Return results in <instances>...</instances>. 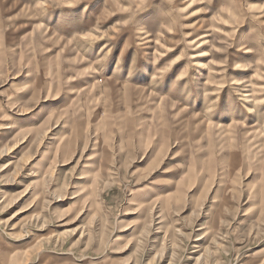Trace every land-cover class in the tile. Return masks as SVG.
<instances>
[{
	"label": "rangeland",
	"instance_id": "obj_1",
	"mask_svg": "<svg viewBox=\"0 0 264 264\" xmlns=\"http://www.w3.org/2000/svg\"><path fill=\"white\" fill-rule=\"evenodd\" d=\"M0 264H264V0H0Z\"/></svg>",
	"mask_w": 264,
	"mask_h": 264
}]
</instances>
